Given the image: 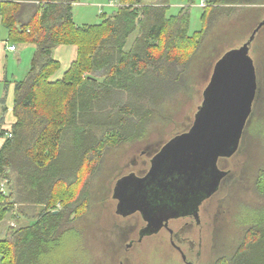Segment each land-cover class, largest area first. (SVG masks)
Instances as JSON below:
<instances>
[{
    "label": "trees",
    "instance_id": "obj_1",
    "mask_svg": "<svg viewBox=\"0 0 264 264\" xmlns=\"http://www.w3.org/2000/svg\"><path fill=\"white\" fill-rule=\"evenodd\" d=\"M196 1L186 0L170 15L172 0H119L122 6L102 14L101 24L80 27L73 18V4L80 0L1 3L9 41L36 47L27 76L16 84L15 123L11 130H0L5 138L0 186L7 189L0 187V225L8 215L16 223L33 221L19 229L10 226L0 239L6 264H43L52 252L58 260L60 228L76 222L77 207L87 204L84 196L70 193L84 167L101 164L109 150L135 141L160 97L185 89L190 60L221 6H264V0H205L209 6L202 19L208 24L190 34ZM64 45L77 47V59L62 79L50 80L59 69L53 51ZM5 111L0 103V124ZM256 189L264 198V168L257 173ZM63 196L66 202L57 210L55 202ZM245 227L233 254L214 264H264V215Z\"/></svg>",
    "mask_w": 264,
    "mask_h": 264
},
{
    "label": "rangeland",
    "instance_id": "obj_2",
    "mask_svg": "<svg viewBox=\"0 0 264 264\" xmlns=\"http://www.w3.org/2000/svg\"><path fill=\"white\" fill-rule=\"evenodd\" d=\"M110 1L83 0L92 6L85 7L83 4L77 8L76 23L81 26L101 24L103 16L99 13L98 6H102L103 14L109 16L116 10V7L109 5ZM144 1L150 3L155 0ZM184 5L186 6V0H172L170 15L177 14ZM202 5V0H197L191 7L190 34L201 31L204 24H208L207 20L203 21L202 16L209 5ZM220 8V12L213 17L210 27L208 26L200 48L190 60L183 79L185 89L160 97L163 99L155 108L153 118L147 124L140 125L135 141L109 150L101 164H90L81 171L80 182L70 193L75 194L74 198L77 195L84 196L87 204L84 203L80 209L77 207L76 215L79 218L76 222L60 228L57 238L58 260H55L54 252L46 253L43 264H164L168 261L165 254L171 255L170 251L162 250L159 254L151 248L152 252L148 249L141 254L136 251L131 254L130 259L121 256L117 244L118 229H112L111 225V213L115 205L112 201L113 189L117 179L127 172L126 169L132 161L135 158L140 161V149H155L170 138L187 132L203 103L205 90L219 61L230 52L241 50L249 42L251 44L246 52L247 59L256 73L258 95L249 125L243 134L242 149L231 160L222 163L221 168L229 170V175L220 191L208 203L211 225L208 233L210 262L207 264H214L222 255L233 254L245 236V225L264 215V198L256 189L257 173L264 168V6L236 4ZM3 30L6 31L2 28L1 32ZM134 38L135 35L131 37L127 50ZM20 45L15 43L18 50L21 49ZM19 53L20 64L11 63L10 70L19 77H25L30 68L32 49L20 50ZM70 147L71 145L67 146ZM137 148L140 149L135 153ZM0 187L7 192L3 184ZM65 202L66 196L58 198L54 208L62 210ZM10 221L12 219L8 215L1 223L0 239H3L10 227ZM12 223L19 229L32 225L33 221L23 218L18 223ZM6 263L0 252V264Z\"/></svg>",
    "mask_w": 264,
    "mask_h": 264
},
{
    "label": "water",
    "instance_id": "obj_3",
    "mask_svg": "<svg viewBox=\"0 0 264 264\" xmlns=\"http://www.w3.org/2000/svg\"><path fill=\"white\" fill-rule=\"evenodd\" d=\"M250 44L219 61L192 127L165 145L150 173L120 180L114 194L118 213L128 216L142 208L149 213L160 193L171 208L183 202L194 209L217 191L227 175L218 169V160L238 152L258 95L256 73L246 53ZM162 205V211L168 210Z\"/></svg>",
    "mask_w": 264,
    "mask_h": 264
},
{
    "label": "flooded vegetation",
    "instance_id": "obj_4",
    "mask_svg": "<svg viewBox=\"0 0 264 264\" xmlns=\"http://www.w3.org/2000/svg\"><path fill=\"white\" fill-rule=\"evenodd\" d=\"M248 122L247 125H249ZM175 137L176 136L170 138L166 143L155 149L151 147L150 149L137 148L135 153L139 149L141 150L139 152L141 154L139 157L140 161L138 158H135L136 160H133L130 166L127 167V172L122 174L116 181L112 194V201L115 205L113 206L114 211L111 213L113 219L111 225L112 229H118L119 237L117 244H119L118 249L121 250L120 254L122 257L124 256V259L125 257L130 259L131 254H135L136 251H139L140 254L145 249L152 252L150 250L151 248L153 251H156V253L162 250L164 252L170 251L171 255L165 254L168 256V261L164 264H207L210 262L208 255L210 241L208 233L211 223L209 222L210 210L208 209V203L211 202L213 196L220 191L222 184L226 181V176L229 175V170L225 171L221 168L222 163L231 160L239 150L231 158H220L218 160V169L222 172H226L227 175L221 180L217 191L210 197L202 200L194 209H192L193 207L188 208L187 204L183 202L171 208V203L163 200L162 193H160L157 195L156 200L154 202L152 201L149 213L144 212L143 208L141 211L133 212L128 216H123L118 213L119 200L114 198V194L120 180L132 175L137 178H145L153 167L152 163L155 157L160 154L165 145ZM194 198L198 197L194 196ZM162 204H165L164 206H167L168 210L162 211L160 207V205L163 206ZM121 264L124 263L121 262Z\"/></svg>",
    "mask_w": 264,
    "mask_h": 264
},
{
    "label": "crops",
    "instance_id": "obj_5",
    "mask_svg": "<svg viewBox=\"0 0 264 264\" xmlns=\"http://www.w3.org/2000/svg\"><path fill=\"white\" fill-rule=\"evenodd\" d=\"M2 2H4V0H0V5ZM83 4L85 7L92 6L91 4L88 5L87 3L83 2V0H80V2L73 4L74 23L78 27H80L81 25L76 23L77 8L82 7ZM102 8H103L102 6H98L100 14H103ZM85 19L86 17L84 18V20ZM85 25H89V24H83V26ZM2 28L4 29L5 27L3 26L2 18L0 15V103H2L3 106L6 108V111L3 114L2 123L0 124V130L8 131L11 130L13 124L15 123L13 110H14V94H15L16 84L18 81L23 80V78L27 76L30 70L29 68L25 77H21V76L19 77L15 73H13V71L10 70V64L17 62V64L19 65L21 62V57H20L21 54L19 53V51L20 50L26 51V49L29 48L32 49V59L30 62V67H31L32 60L36 52V47L33 44L20 43L21 44L20 50H18V48L16 47L15 51H9L8 49L9 46L10 45L15 46V43H11L9 41V32L6 28H5L6 31L3 30L4 32H1ZM53 58L54 60L59 62V69L50 78V80L55 81L62 79L64 74L70 69L73 62L77 59V47L66 46V45L60 46L53 51ZM25 72L26 70L24 71V74ZM4 142H5V138L0 135V150L4 145ZM9 216L12 219V215ZM12 222L10 221L11 224L10 226L14 225ZM1 231H0V235H1Z\"/></svg>",
    "mask_w": 264,
    "mask_h": 264
},
{
    "label": "built area",
    "instance_id": "obj_6",
    "mask_svg": "<svg viewBox=\"0 0 264 264\" xmlns=\"http://www.w3.org/2000/svg\"><path fill=\"white\" fill-rule=\"evenodd\" d=\"M206 3H207V1L202 0V4H203L202 6H206ZM109 5L111 7H116V8L120 7L119 0H111ZM8 49H9V51H15L16 50V46L10 45ZM9 137H11V135H9Z\"/></svg>",
    "mask_w": 264,
    "mask_h": 264
},
{
    "label": "bare ground",
    "instance_id": "obj_7",
    "mask_svg": "<svg viewBox=\"0 0 264 264\" xmlns=\"http://www.w3.org/2000/svg\"><path fill=\"white\" fill-rule=\"evenodd\" d=\"M206 8V7H205Z\"/></svg>",
    "mask_w": 264,
    "mask_h": 264
}]
</instances>
